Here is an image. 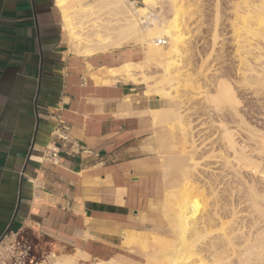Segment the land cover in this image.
I'll use <instances>...</instances> for the list:
<instances>
[{"label":"crops","instance_id":"1","mask_svg":"<svg viewBox=\"0 0 264 264\" xmlns=\"http://www.w3.org/2000/svg\"><path fill=\"white\" fill-rule=\"evenodd\" d=\"M137 56L81 57L56 0H0V241L130 264L133 247L169 238L167 149L152 120L168 102L100 72Z\"/></svg>","mask_w":264,"mask_h":264},{"label":"bare ground","instance_id":"2","mask_svg":"<svg viewBox=\"0 0 264 264\" xmlns=\"http://www.w3.org/2000/svg\"><path fill=\"white\" fill-rule=\"evenodd\" d=\"M163 1L143 0L144 6L136 9L133 4L123 0H56L63 14V23L72 52L81 57H92L125 47H140L143 51L141 60L127 61L117 68L101 69L102 79L112 83L121 81L134 86H144L148 96L164 101L167 99L180 101L182 107L153 111V123L156 126L169 127L172 131L179 125L184 126L183 130L190 150L199 151L192 158L196 166H200L205 158L216 157L215 151L219 150L223 159L222 166L226 168V173L222 171L223 174H220L219 178H214V182L208 183L209 194L213 196L218 195L220 185L224 184V192H221L223 213L218 216L209 215L206 219L199 214L195 201L198 200L201 192L197 195L193 192V196L190 194L193 184L189 179L188 187L181 191H170L164 199V219L176 232L177 238L153 236L147 246L133 247L132 253L143 258V263L134 261L130 264H228L226 263L229 258L228 252L237 253L236 247L241 245L244 251L239 254L240 264H264V142L258 134L263 131L259 129L261 132H257L258 130L250 124L252 129L245 121L246 119L244 120L243 114H240L242 102L232 82L221 74L224 71L212 74L213 86L210 88L207 83L206 85L201 83L202 80L210 78L206 73L199 82L197 81L198 86L196 84L194 88L199 92L192 91V86L196 83L194 77L201 69L197 65L192 69L194 70L192 73L188 71L191 64L187 60H190L191 55L193 56L192 53L188 55L189 48H192L193 41H197L200 34L194 30L195 26L191 23L194 15L191 10L194 5L191 2L194 0H167L174 7L172 8L173 17L168 22L161 19L157 21L152 12ZM233 2V4L231 2L233 19L230 23L232 30L230 35L237 46L235 52L238 53V57L240 56L241 69H243L242 80L249 85L260 83L264 80V0ZM216 10L214 11L216 14L214 28L210 33L213 47L222 39L223 31L220 32V22L222 19L225 20L220 10L218 11V8ZM103 14L108 16L103 17ZM142 18L149 23L145 27L141 26L146 23L141 22ZM229 18L231 19V16ZM198 27L200 26H197L199 30ZM202 37L205 38L203 35ZM160 40H166L167 46H161ZM210 57L211 53L203 59L207 62ZM195 92L197 95L203 94V97L193 95ZM202 99L204 100L202 104L210 108L208 111L210 110L213 116L215 114L218 117L217 121L211 120L212 127L215 126L219 133L217 134L219 148H216L210 139L211 136L208 133L210 131H205L209 136L199 142L198 145L202 143V146L195 147L197 139L193 140L195 137L193 133H195V126L202 123L203 115H195L196 111L191 103ZM226 115H230L233 118L232 122L236 125L225 122L223 119ZM206 129L202 128V130ZM246 140L251 146L246 143ZM210 145L211 148L208 147ZM224 178L225 180L227 178V181H222ZM235 192L240 194L239 197L245 198L241 200H244L252 223L262 224L256 235L253 232V236L242 233L244 232L242 221L245 214L241 216V211L237 210L236 204L240 200H237L235 204L233 202ZM236 197L238 198V195ZM240 204L242 203L239 202ZM215 249L216 251L222 249L223 253L218 254L220 257L216 255ZM78 252L80 254V251ZM213 252L216 257L208 259L209 254ZM224 254L227 255L224 256ZM82 257L87 256L82 254ZM133 257L136 258V256ZM98 264L126 263L113 257L108 261L100 260Z\"/></svg>","mask_w":264,"mask_h":264},{"label":"rangeland","instance_id":"3","mask_svg":"<svg viewBox=\"0 0 264 264\" xmlns=\"http://www.w3.org/2000/svg\"><path fill=\"white\" fill-rule=\"evenodd\" d=\"M123 1L130 2V4H133V7H135L136 9L144 6L143 0H123ZM188 1H190V0H188ZM230 1L229 0H219L218 5H217V0H194L193 2H191V4L194 5L191 8L192 12H194V15L192 16L193 19H192L191 23H192V26H195L194 30L197 31L198 33L200 32V34L198 36L199 40L197 39V41H193L194 45L192 44L193 45L192 48H189L190 52H188L189 53L188 55H191L190 53H192L193 56L191 55L190 60H187L191 64L189 66L191 68L188 67V71L192 73L194 71L192 69L195 68L197 65H198L197 67L200 66L199 69L201 68L197 72L199 76L196 75L194 77V79H195L194 81L196 83H194L195 85L194 84L193 85L195 87L192 86L193 89L192 88L191 89H192V91L199 92V90L198 91L194 90V88H196L197 81L199 82L204 77V75L206 73L208 74L207 77H210V78L209 79L207 78L206 80H202L201 83H203V84L205 83L204 85H206V83H207V85H209L208 88H210L211 86H213L212 74H214V72H223L224 71L221 74H224L225 75L224 77L227 78L230 82H232V84L234 85L235 90L237 92V95L242 102V106L240 108V114H243L244 120L246 119L245 121L249 123V126L251 124V126L253 128L255 127V129L258 130L257 132L263 131L261 134L260 133H258V134L262 137L261 139L264 142V90H263L264 89V80L260 81V83L257 82L259 86L257 85V83H255V84L251 83L252 85L251 84L249 85V84L243 82V80H242L243 79V69H241L242 64H240L241 63V60L239 59L240 56L238 57V53L235 52L236 51L235 47H237V46L235 45V41L233 40V37H231V35H230L232 33V30L230 29V25H231L230 23H231V20L233 19L232 18L233 8L231 5L234 3L233 1H235V0L231 1L232 4ZM167 2H168L167 0H164L162 2V4L157 5L155 7V9L153 8L154 10L152 12H153V15L155 14L154 18L157 19V21L163 20L165 22H168L173 17L174 10L172 8H174V7L170 4V2H168V3ZM215 6H217V7H215ZM157 8H158V10H156ZM217 8H218V11L220 10L219 12H220V14L222 13L221 16L225 20L222 19V22H220L221 24L219 23L221 25L220 32L223 31L222 32L223 34L221 33L222 39H220L216 43V45L213 47V43H212V40L210 38V35H211L210 33H212V30L214 28L213 27V25L215 24L214 18L216 15L215 12L217 11L216 10ZM228 11H230V12H228ZM102 16L107 17L108 15L103 14ZM230 16H231V19L229 18ZM228 20H230V22ZM142 21L146 22L145 18H142L141 22ZM144 24H141V26L145 27L149 23L146 22ZM196 25L200 26V27H198L199 30L197 29ZM224 33H226V34L224 35ZM201 34L205 38H203ZM199 37H202V38H199ZM229 37H231L232 39ZM223 40H225V41H223ZM222 43L224 46L222 45ZM212 49H213V53H212ZM124 50H128V51H132L134 53H137L138 54V56L136 57L137 61H139L143 58V51L138 46L125 47ZM117 51H120V50H116V51H112V52H117ZM210 53H211L212 58L211 57L208 58L207 62L204 61V59L207 58L208 54L210 55ZM234 53H236V54H234ZM221 67H222V69H221ZM217 68H219V69H217ZM199 71H200V73H199ZM200 74H201V76H200ZM196 77H198V78H196ZM116 82H119V81H116ZM261 82H263V83H261ZM260 84H262V85H260ZM197 86H198V84H197ZM251 86H252V88H251ZM140 87L145 89L144 86H140ZM145 91L147 92L146 89H145ZM196 92L193 95H196L197 97H200V96L203 97V94L197 95ZM203 101H204L203 99L202 100H195V101H192V103H191L192 108H195V111H196L195 115H201V114L203 115V119H201L202 123L195 126V133H193V135H195L193 140L197 139V141H195V147H197V148L201 147L202 143L200 145H198L199 142L201 140H203L204 138H207L210 134V136H211L210 139L215 144V147L219 148L218 147L219 146V143H218L219 135H217L219 133H218L217 128H215V126H214V128L212 127L213 121L211 120V119H213V120L217 121L218 117L215 114L213 116V112H211L210 110L208 111V109H210V108H207V106L205 107V105L202 104ZM167 102H168L169 107H174V108L182 107V103L180 101H172V100L167 99ZM231 118L232 117L230 115L229 116L226 115L223 120L225 122L227 121V123L232 124L233 118L232 119ZM228 121H230V122H228ZM205 122L209 123V124H206ZM233 124L236 125V123H233ZM159 128L161 129L163 139H164L163 141L165 142L164 148L167 149V154L164 157V166H165L164 171H165V180H166L165 196L169 191L174 190V189L176 190L178 188L179 182L182 179L181 176H183V179L185 182L183 189L188 187L187 186L188 180L190 179V180H192L191 184H193V186H192L193 189L190 191V194L193 196V192H195L194 193L195 195H197L199 192H201L200 193L201 195L198 197V200L195 201V206L199 209V214L205 216L204 218L206 219V217H208L209 215L218 216L219 214L223 213V209H222V202L223 201L221 200V198H222L221 194L224 192V186H223L224 184L220 185L218 195H215V196H213L212 194H209L210 190H209V186H208V183L214 182V178L215 179L217 177L219 178L220 174L222 175L223 172L226 171V168H224L222 166L223 159H222L221 152H219V150L215 151L216 155L215 154L214 155L216 157H212V158L210 157L208 159L205 158V159H203V162H201L200 166H196L195 164H193L192 158L194 156H196V154L199 151H196L195 149L190 150L186 136L184 134V130H183L184 126L179 125L176 128V130H174V131L169 130V127H163L162 126ZM202 128H207V129L202 130ZM205 131H207V132L210 131V132H208L209 134H206ZM190 133L192 134V131H190ZM172 136H174L173 139H172ZM246 143L250 144L247 140H246ZM250 146H251V144H250ZM208 147L211 148V145ZM184 158L187 160L183 161ZM181 169H183V170L181 171ZM246 173H245V175H247ZM248 175H249V173H248ZM248 178H250V177L248 176ZM222 181H224V182L227 181V178H226V180L224 178V180H222ZM183 189H181V190H183ZM236 192L234 193V196L236 199L234 198L235 200L233 199V202L235 204L237 202V200H240L236 204L239 207L238 208L236 206L237 210L241 211L240 212L241 216L244 214L246 215V216L244 215V217H243L244 219L242 221V223L244 225V227L242 229V231L244 230V232H242V233L245 235H249V234L252 235L253 233H255V235H256L257 230L260 229L262 224L260 225V222H258L259 224L258 223H252V220H251V218H250V216L246 210L247 207L245 206L244 200L243 201L241 200L244 197L243 198L239 197L240 194H236ZM237 195H238V198L236 197ZM239 202L242 203V204H240L241 206L239 205ZM217 203H219V204L217 205ZM242 205H244V206L242 207ZM165 235L168 236L170 239H176L177 238L176 232H174L173 229L167 223H166ZM216 250L217 249H215L214 251H216ZM243 251H244V247H242V245H241V246L236 247L237 253L233 254L232 251L228 252L229 254L228 253L227 254H228L229 258H227L226 263H228V264H240L239 254L242 253ZM216 253H217L216 255L219 256L218 254L223 253V251H222V249H219L218 251H216ZM227 254H224V256H226ZM232 254L235 256H233ZM216 255H215V252L210 253L208 259H212V257L214 258V256L216 257ZM126 256L128 258H130V260H128V261H131V262L139 261L140 263H143V261H142L143 258H141L137 254L135 255L134 253L130 252ZM133 256H136V258ZM230 256H231V258H230ZM89 259L90 258H88V257L83 258L82 256L77 258V259L71 258V257H67V258L57 257L56 258V264H66V263H71V264H98V262L100 261L99 259H95V260L87 263V261H89ZM72 261H73V263H72Z\"/></svg>","mask_w":264,"mask_h":264},{"label":"built area","instance_id":"4","mask_svg":"<svg viewBox=\"0 0 264 264\" xmlns=\"http://www.w3.org/2000/svg\"><path fill=\"white\" fill-rule=\"evenodd\" d=\"M161 46H166V40H160ZM66 140V138H63ZM56 255L53 253L38 255L31 254L26 243L16 234L6 235L0 241V264H56Z\"/></svg>","mask_w":264,"mask_h":264}]
</instances>
